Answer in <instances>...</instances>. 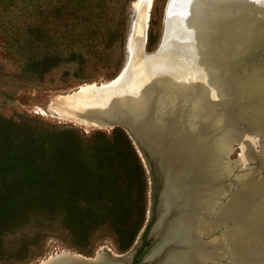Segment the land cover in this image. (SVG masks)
Segmentation results:
<instances>
[{"label": "rangeland", "instance_id": "obj_1", "mask_svg": "<svg viewBox=\"0 0 264 264\" xmlns=\"http://www.w3.org/2000/svg\"><path fill=\"white\" fill-rule=\"evenodd\" d=\"M59 1L0 0V117L52 129H72L83 138H89L98 131L110 135L114 129L90 123L81 124L63 116H55L52 110L49 113L44 110L56 96L71 94L85 84H106L120 75L127 62V44L135 20L134 7L139 0H96L92 4L93 14L85 31H72V28H69L73 16L57 17L58 15L51 14L54 4L59 5ZM167 3L168 0L153 1L148 30V36L149 32L152 33V41L146 46L147 53H153L161 42ZM253 9L255 8H247L244 13L229 21L231 26L228 31H231V34L235 33L243 21L248 19L247 13ZM170 23L176 24V17L170 19ZM35 26L55 40L50 51L55 57L50 61H42L44 48L41 45L36 50L35 48L30 50L25 41V38H28L26 31ZM217 31L216 37L199 44L191 51L188 60L183 62L185 69L184 75L179 79L180 86H177L178 81L175 78L165 80L167 88L160 86L162 81L156 80L153 87L145 92L148 97L156 90H176L170 94L171 98L165 106L163 96L156 97V107L158 106L156 109L160 113L168 111L171 116L174 115L169 129L172 131L175 128V134L184 137L182 140H187L195 134V128L199 126L200 136L198 133L191 140L194 141L193 145L185 149L193 158H196L198 152L196 143L201 142L202 146L206 144L205 142L208 145L210 142L214 144L213 162H208V167L202 163L200 168L201 173L205 169L213 171V174L219 177L217 184L220 183L221 195L217 213L209 212L208 220L216 219L217 215L221 216V213L231 206L233 199L243 196V191L264 183V133L257 134L254 131L261 130L264 123V120L257 123L259 113L238 117L233 113L224 112L214 85H210L211 90L215 91H212L214 98L211 100L213 103L218 102L217 104L208 105L207 96L204 95L205 99H201L198 95V80L201 78L195 77V73L202 70L207 60L221 64L222 59L218 54L207 53L208 50L215 48L213 46L221 45L219 43L224 38V32L221 29ZM183 95L187 96L188 101H182ZM236 121L240 122L241 126L237 125L234 128L236 135L231 136L230 144L226 137ZM228 123H231L229 127ZM221 143H224L226 148L223 149V146L217 148ZM175 156L181 157L179 160L181 162L174 161L170 163L171 165L177 166L175 167L177 169L185 165L186 161L181 153ZM140 158L148 178L147 223L153 218L154 223L147 237L149 245L143 250L139 264H159L173 247L165 249L163 255L153 261L147 262L145 258L158 243V231L156 237L151 233L159 219L160 197L164 188L163 175L158 171L155 161L148 157ZM214 165L216 167L213 168ZM256 208V214H241L232 226L219 228L217 232L206 236V241L215 242L222 234L221 230L224 232L229 230V235H234L237 240L238 252L249 254L252 244L261 241L258 233L262 234L264 229V204ZM107 231L103 229L95 233L92 241L81 247L60 219L49 220L44 216L33 215L24 225L13 228L2 236L0 264H40L62 251L92 258L107 249L120 254L111 234ZM136 242H140L138 248L140 249L143 245L142 235ZM226 246L225 244L222 251V260L224 264H230L232 256L226 250L228 249ZM77 248L86 253H81Z\"/></svg>", "mask_w": 264, "mask_h": 264}, {"label": "bare ground", "instance_id": "obj_2", "mask_svg": "<svg viewBox=\"0 0 264 264\" xmlns=\"http://www.w3.org/2000/svg\"><path fill=\"white\" fill-rule=\"evenodd\" d=\"M154 0H139L135 3V9L138 11V19L136 24V36L145 41L146 31L141 34L142 24L147 22L149 14L152 10ZM255 0H172L168 8V19L176 17L177 23L169 27L163 39L164 51H174L176 59L181 65L187 61L192 54L191 51L199 46L204 41L212 40L217 36V30L221 29L224 32L222 41L213 46L207 51L208 55H217L221 57V64L211 63L207 60L200 72L195 73V77L201 78L198 83V95L202 99L204 95L207 96V104H217L211 100L214 98L210 85L218 91L217 97L222 101L221 109L224 112L233 113L236 116H251L262 112V109L251 103L254 94L261 93L264 90V79L258 82L256 78L250 79L252 70L263 67L264 68V2L256 1V4L249 6L246 3H252ZM259 4V5H258ZM249 6V7H248ZM255 8L247 13L246 21H243L235 33L231 34L228 31L231 21L238 14L244 13L247 8ZM149 23V22H148ZM141 34V35H140ZM227 35V36H226ZM137 40V38H135ZM257 50L259 54L257 53ZM257 53V54H255ZM164 61L167 62V59ZM170 62V60H169ZM165 63L166 66L174 67V65ZM142 63L138 62V65ZM185 65V64H184ZM198 74V76H197ZM184 75L183 71L175 76H167L166 81L170 78H175L177 86H180V78ZM119 79V78H118ZM117 79V80H118ZM157 79V78H156ZM115 80L113 83H115ZM157 80L162 81L161 77ZM254 80V82H253ZM196 81V82H198ZM231 81V82H229ZM112 81L108 82L111 83ZM135 78L128 79V84L132 85ZM229 84L227 85L226 83ZM154 83L148 80L139 82V87L136 88V93L133 97L123 98L118 105L109 107V98L112 96L96 95L91 90L96 88V84H87L77 91L72 92L70 97H76L77 100L71 103L67 102L68 97L58 96L51 104V110L59 117L72 119L81 124L90 123L97 126H105L110 129L109 125L100 119H80L74 115L75 112H91L96 115H107L112 113L119 116L123 113L127 119L131 120L133 124L140 128H148V133L158 134L160 143L168 138V146L170 148L169 161L177 163L181 157L175 156L182 154L185 158V165L170 166V178L173 185L176 187L171 193L166 204L162 205V213L166 217L163 224L158 231V244L150 255V259H158L161 257L168 247H173L171 251L164 256V259L159 264H224L222 260V251L225 244L226 249L231 257L230 264H264V260H260L259 256H253L246 253H239L236 247L237 240L234 235H229V230L222 231V234L215 242H207L205 237L217 232L221 227L232 226L241 214H256V207L264 204V190L249 189L245 191V195L236 200L233 199L231 206L227 211L217 215L214 220H208L210 213H217L218 200L220 199L221 190L218 183L219 177L213 174V171L205 169L201 171V164H208L213 162L212 157L215 156L214 144L212 142L201 145V142L196 143L198 149L197 156L194 159L186 147L193 145L194 137L198 132L199 126L195 128V134L188 137L187 140H182L184 137L177 135L176 130L169 129L171 119L174 115L169 112H158L156 109V97L163 96V106L169 101L171 95L176 90H156L148 97L145 93L149 88L153 87ZM231 85V87H230ZM167 88V87H166ZM215 92V91H214ZM122 98V97H121ZM186 95H183L184 102L188 101ZM215 101V100H214ZM251 103V104H249ZM98 105L97 108L93 106ZM218 108V107H217ZM218 110V109H217ZM75 111V112H74ZM220 111V110H219ZM74 112V113H73ZM121 112V113H120ZM168 115L166 116L165 114ZM239 114V115H238ZM170 115V117H169ZM99 117V116H98ZM169 117V118H168ZM214 120V117H213ZM182 122V121H181ZM154 125V126H153ZM228 127L231 123L227 124ZM241 126L240 122L234 123L228 131V138L231 144V136L235 134V127ZM165 126L168 128L166 129ZM261 130H254L256 133H264V123L261 125ZM139 129V130H140ZM239 128H237L238 130ZM192 132V131H191ZM188 136V135H187ZM186 136V137H187ZM200 136V133H199ZM180 137V139H179ZM178 138V139H175ZM248 138V136H247ZM227 139V140H228ZM191 141V142H190ZM196 141V140H195ZM227 143V142H226ZM226 148L224 143L219 147ZM187 147V148H188ZM216 147V146H215ZM165 149L167 147L165 146ZM195 149V148H194ZM222 150V149H221ZM207 151V153H206ZM224 151V150H222ZM195 156V155H194ZM182 158V160H183ZM203 158V160L201 159ZM176 159V160H175ZM193 160L192 162H190ZM181 162V161H179ZM208 167V165H207ZM216 167L215 165L213 168ZM208 175V177H207ZM181 199L179 200V198ZM252 207V208H251ZM256 208V209H255ZM255 211V212H254ZM169 217V218H168ZM167 218V219H166ZM229 222V223H228ZM222 229V228H221ZM261 241V233H258ZM169 250V249H168ZM104 253L99 252L94 258H83L80 256H73V254L62 252L56 258H72L83 259L88 263H96L103 261ZM227 256V255H224ZM54 259L42 261V264H47ZM257 261V262H256Z\"/></svg>", "mask_w": 264, "mask_h": 264}, {"label": "trees", "instance_id": "obj_3", "mask_svg": "<svg viewBox=\"0 0 264 264\" xmlns=\"http://www.w3.org/2000/svg\"><path fill=\"white\" fill-rule=\"evenodd\" d=\"M95 1L60 0L51 14L71 15L69 28L85 31ZM26 36L30 50L44 48L42 61L55 57L50 52L55 42L51 35L35 26L28 28ZM151 41L149 32L148 46ZM147 210L146 169L123 129L83 138L72 129L0 117V241L39 215L60 219L81 247L105 229L118 251L125 253L142 235L143 245L133 261L139 264L154 223V218L147 223Z\"/></svg>", "mask_w": 264, "mask_h": 264}, {"label": "water", "instance_id": "obj_4", "mask_svg": "<svg viewBox=\"0 0 264 264\" xmlns=\"http://www.w3.org/2000/svg\"><path fill=\"white\" fill-rule=\"evenodd\" d=\"M258 1L259 2H264V0H255L252 3H246L249 6L256 4ZM172 0H168L166 10H165V18H164V29H163V36L161 39V42L159 43L157 49L153 53H147L146 51V46L148 42V30L150 26V17L151 14H149V18L147 22L142 24L141 28V34H143L144 30L146 31L145 34V41L140 37H135L136 33V24H137V19H138V11L135 9V20L132 23L131 27V32L130 36L128 39V44H127V62L125 64L124 69L120 73L117 78L112 80L111 83H106V84H101V85H95L96 88L91 90L93 93L96 95H102L104 96H112L114 97L109 98V107H113L114 105H118L119 102L122 101L123 98L127 97H133V95L136 93V88L139 87V82L148 80L149 82L153 83L155 82L159 77L162 79V85L160 86H165L167 87V84H165V79L168 76H175L182 71H184L183 65L178 63V60L176 59V54L174 51L169 50V52L164 51V46H163V39L165 37V33L169 29L171 23L167 21L168 19V8L170 6V3ZM248 6V7H249ZM151 13V12H150ZM149 22V23H148ZM140 34V35H141ZM137 38V40H135ZM264 50V49H263ZM257 53L259 54L258 50ZM255 53V54H257ZM164 59H167V62L169 64L174 65V67L171 66H166ZM138 62L142 63L141 65H138ZM165 62V63H164ZM134 77L135 82L132 83V85L128 84V79ZM119 78V79H118ZM157 78V79H156ZM258 82L262 81L264 79V68L260 67L257 69H254L250 73V79H255ZM118 79V80H117ZM115 80H117L115 83H113ZM231 82V81H229ZM226 83L227 85L229 84ZM254 82V80H253ZM87 85V84H85ZM173 88V86H171ZM231 87V85H230ZM80 88V87H79ZM73 95V94H71ZM71 95L66 94V95H59L63 97H68L67 102L71 103L77 100L76 97H70ZM254 98H252L250 101L252 104L258 105L261 109L262 112L259 113L258 118H257V123L260 122L261 120H264V90L261 91V93L254 94ZM58 96L54 97L53 100L49 103L47 106L46 111L47 113L50 112L51 104L52 102L57 99ZM122 97V98H121ZM249 103V104H251ZM98 105L93 106V108H97ZM75 112V111H74ZM73 112V113H74ZM121 113V112H120ZM51 114V113H50ZM53 115V114H51ZM74 115L77 117H81L80 119L87 120V119H100L104 121L106 124L109 125L110 129H115V128H121L123 129L126 134L129 136L130 140L132 141L133 145L137 149V152L139 153L140 157H145V158H150V160L155 161L156 166L158 171L163 175V183H164V188L161 192V197H160V211H159V219L157 223L154 225L152 229V235L156 237V231L161 228L163 224V220L166 217L165 213L161 215V210H162V205L166 204V201L169 198V193H171L176 187L173 185L172 180L170 178V161H169V154H170V148L168 146V138L163 140L162 144L160 143L159 140V135L154 133H148V128L146 127L143 129H140L136 127L133 122L129 119H127V116H125L123 113H121L119 116H115L112 113L107 114V115H96L91 112H75ZM54 116V115H53ZM57 116V115H55ZM99 116V117H98ZM234 116V115H232ZM154 126V125H153ZM250 127V125H249ZM140 129V130H139ZM258 134V133H257ZM165 146L167 149H165ZM148 160V159H147ZM176 160V159H175ZM208 177V175H207ZM258 189L260 191L264 190V183L263 185H257L253 187V189ZM264 192V191H263ZM245 195V191L243 193ZM181 197L179 198V200ZM169 218V217H168ZM167 219V218H166ZM262 240H264V229L262 230ZM139 243L136 242L134 246L127 252L125 253H114L110 249H107V251H104V259L107 261L108 264H133L134 258L138 252L139 248ZM158 244V243H157ZM157 244L155 247H157ZM154 247V248H155ZM154 248L151 250L150 254L145 258V261H153L150 259V255ZM62 252H67V251H62ZM62 252L60 253H55L53 255L52 260L46 261L48 262L47 264H104L103 261L101 262H96V263H88L84 261L83 259H72V258H56L57 256L61 255ZM70 254H73V256H80L83 258H92V257H86L83 256L82 254H77L73 252H67ZM250 255L253 256H259L258 258L260 259L258 263L262 260H264V242H259L256 241L254 244H252V249L249 252ZM49 260V259H48ZM257 262V261H256ZM42 264V263H40Z\"/></svg>", "mask_w": 264, "mask_h": 264}]
</instances>
